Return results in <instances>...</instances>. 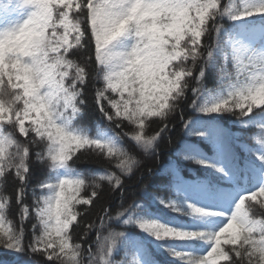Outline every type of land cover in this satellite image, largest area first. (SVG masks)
<instances>
[{"label":"snow or ice","instance_id":"6c2138e0","mask_svg":"<svg viewBox=\"0 0 264 264\" xmlns=\"http://www.w3.org/2000/svg\"><path fill=\"white\" fill-rule=\"evenodd\" d=\"M0 250L264 264V0H0Z\"/></svg>","mask_w":264,"mask_h":264},{"label":"trees","instance_id":"16d2710c","mask_svg":"<svg viewBox=\"0 0 264 264\" xmlns=\"http://www.w3.org/2000/svg\"><path fill=\"white\" fill-rule=\"evenodd\" d=\"M190 95V94H189ZM190 109H188V112L190 113ZM97 119L95 115H89V117L84 121L85 124H87L90 128H93V121ZM226 125H229L230 128L235 131V127L231 124V118H226L223 122ZM192 143H197L198 141L196 138H188ZM185 140L184 135V129L182 124L177 121L175 122L174 126L172 127L171 131L165 136L164 140L161 143V147L159 150V155L154 156L151 158H146L144 163L147 165V167H150L152 169L151 175H145L143 179V183L145 185H151L153 190L160 184L161 180L164 178L162 169L164 166L168 163L169 159H177L174 156V153L178 151ZM170 141V142H169ZM202 148L206 149L205 145H200ZM181 161V165L187 166L188 164L194 165L190 162L183 161V158H179ZM77 167L83 169L86 167H94V165H88L84 162H80ZM196 166V165H194ZM198 168V166H196ZM141 173L138 172L134 177H132L130 180L127 181L128 187L130 189L129 195L132 193L139 194L137 192V183L140 179ZM114 205L119 204V199L113 201ZM95 218V217H93ZM122 230V229H119ZM119 258V257H118ZM26 258H17L12 255L5 254L3 250H0V264H23V260Z\"/></svg>","mask_w":264,"mask_h":264}]
</instances>
